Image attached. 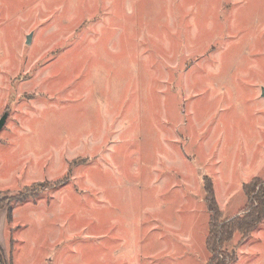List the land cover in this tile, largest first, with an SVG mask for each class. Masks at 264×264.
I'll use <instances>...</instances> for the list:
<instances>
[{
	"label": "rangeland",
	"instance_id": "obj_1",
	"mask_svg": "<svg viewBox=\"0 0 264 264\" xmlns=\"http://www.w3.org/2000/svg\"><path fill=\"white\" fill-rule=\"evenodd\" d=\"M263 88L264 0H0L11 264L209 262L204 179L243 212ZM226 250L264 264V223Z\"/></svg>",
	"mask_w": 264,
	"mask_h": 264
},
{
	"label": "trees",
	"instance_id": "obj_2",
	"mask_svg": "<svg viewBox=\"0 0 264 264\" xmlns=\"http://www.w3.org/2000/svg\"><path fill=\"white\" fill-rule=\"evenodd\" d=\"M247 206L240 215L222 219L221 210L216 200L213 182L204 179L205 204L209 212V233L206 246L210 252L208 264H232L237 260L235 252L226 250L236 234L241 242L246 241L251 233L264 223V178H255L243 186ZM0 264H5V255L0 249Z\"/></svg>",
	"mask_w": 264,
	"mask_h": 264
},
{
	"label": "crops",
	"instance_id": "obj_3",
	"mask_svg": "<svg viewBox=\"0 0 264 264\" xmlns=\"http://www.w3.org/2000/svg\"><path fill=\"white\" fill-rule=\"evenodd\" d=\"M223 210V209H222ZM7 213L5 209H0V249L3 251L6 262L5 264H11V260L8 258V249L5 247L6 246V240L4 237V234L6 235V229H7ZM208 264V259L207 263Z\"/></svg>",
	"mask_w": 264,
	"mask_h": 264
},
{
	"label": "water",
	"instance_id": "obj_4",
	"mask_svg": "<svg viewBox=\"0 0 264 264\" xmlns=\"http://www.w3.org/2000/svg\"><path fill=\"white\" fill-rule=\"evenodd\" d=\"M32 36L33 34H29L26 37V44L29 45L31 44L32 41ZM262 96L264 97V88L262 89ZM9 117V111H6L3 116L0 118V132L2 131V129L4 128V126L6 125L7 119Z\"/></svg>",
	"mask_w": 264,
	"mask_h": 264
}]
</instances>
